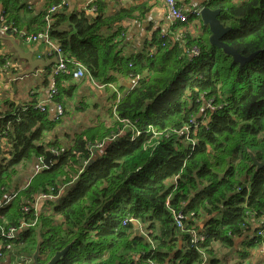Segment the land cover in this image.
Wrapping results in <instances>:
<instances>
[{"label":"trees","instance_id":"1","mask_svg":"<svg viewBox=\"0 0 264 264\" xmlns=\"http://www.w3.org/2000/svg\"><path fill=\"white\" fill-rule=\"evenodd\" d=\"M61 4L50 0L37 20L26 21L19 12L29 10L27 0H0L1 28L20 33L25 26L37 35L47 30L50 8L61 6L49 35L69 54L70 69L80 64L100 85L126 92H114L104 110L108 117L71 135L65 148L48 146L55 151L50 168L44 165L13 193L32 160L45 159L43 140L57 122L51 107L41 112L35 101L16 105L7 99L0 116L3 255L32 257L42 224L43 264L70 244L58 264H229L218 255L238 244L236 264H245L264 242L253 220L264 215V0L206 3L230 28L222 41L244 58L253 56L244 65L210 44L207 26L194 38L187 23L172 27L173 36L181 35L175 45L155 38L153 51L128 56L121 23L131 12L108 16L98 1L92 17L68 14ZM51 76L50 68L43 86ZM121 80L135 83L126 89ZM55 81L54 103L66 113V99L79 83L68 75ZM251 154L263 165L259 170ZM40 196L50 198L36 227L23 228L13 241L3 239L2 229L35 220L24 208ZM176 215L183 216V229ZM193 232L204 240L194 243Z\"/></svg>","mask_w":264,"mask_h":264},{"label":"crops","instance_id":"2","mask_svg":"<svg viewBox=\"0 0 264 264\" xmlns=\"http://www.w3.org/2000/svg\"><path fill=\"white\" fill-rule=\"evenodd\" d=\"M98 1L108 16L116 15L123 11L131 12V16L126 17L121 23V26L126 29L124 34V47L126 55L128 54V56L153 51L155 38L168 39V41L170 39L173 45H175L176 40H180L181 38V35L178 33H175L176 37L172 35L171 31L174 24H170L166 20L167 9L164 0H65V4L62 8L65 7L68 14L83 11L87 16L95 17L96 7L94 3ZM49 2L50 0H27V4L31 7H29L28 11L21 10L19 16H26V21L37 20V17L41 16L46 10ZM178 3L183 12L189 16L188 26L186 28L187 32L192 37L199 38L202 34V21L198 20L196 17L192 19V22H189V20L194 16V12L201 11V9L205 8L209 0H178ZM144 10L145 12L142 13ZM2 14L3 7L0 6V18ZM22 32H26L28 36L34 34L25 26L22 27ZM12 40L23 52L28 54L32 53L34 60L40 59L53 62L55 58L43 42H28L20 33H4L0 29V100L4 98L3 93H1L2 90L8 92L16 105H23L29 101H35L37 104L46 102L49 98L50 84L48 86L42 85L43 77L46 74V70L43 68L39 69L38 76L29 78L30 82L27 99L23 102L17 101V86L20 82H24L27 79L26 73L29 71L30 67L27 62L19 58ZM7 62H9L11 66L7 67ZM53 67L54 65L51 67V70ZM49 81L51 82V77ZM75 82L79 83V89L75 96H72L73 98L68 99L70 104H67L64 118L57 122L51 132L46 133L43 140L44 146L48 147L51 144L59 143L65 148L69 143L71 135L82 131L86 126L95 124L99 118L104 120L101 113L108 107L109 103L113 101H109V99L114 92L118 93V97L126 92V90L118 92L115 86L106 88L97 83L94 79ZM120 83L125 85L126 89H130L135 81L121 80ZM87 95L94 103L93 109L96 108L95 112H87L82 106L87 100ZM6 101L7 99L4 101L3 107L0 102V116L8 108L5 104ZM50 112L51 120L54 121L55 110L53 105L50 108ZM1 140L6 145V139L1 138ZM47 149L55 153L52 147H48ZM41 169L42 165L40 159L34 158L28 170L15 181L14 188L10 193H13L15 187L21 189L26 187ZM28 176L29 178L31 176V178L27 182V185H20L22 180ZM63 193L64 191H62L61 195ZM39 204L37 209L38 212H40L43 207L39 206ZM256 226L258 227V224L254 223V227ZM2 246L4 245L0 244V248ZM9 246L10 245H7L5 247L9 249ZM256 255L258 259L252 264H264V258L258 250L255 251L253 258H255ZM19 259H21V257H18L15 253L12 255L10 252H6L3 257L0 258V264H12ZM245 264L249 263L245 262Z\"/></svg>","mask_w":264,"mask_h":264},{"label":"built area","instance_id":"3","mask_svg":"<svg viewBox=\"0 0 264 264\" xmlns=\"http://www.w3.org/2000/svg\"><path fill=\"white\" fill-rule=\"evenodd\" d=\"M62 1V6L65 4V0H61ZM164 3L166 5V9H167V13H166V20L168 23L170 24H174L177 25L178 23L180 24H186L188 23V19L189 16L188 14L184 13L183 10L181 9L178 0H164ZM61 6L57 7V6H53L50 8V10L47 12V15L45 17V21L47 24V30H45L42 33H39L37 35H29L26 32H20L21 36L27 40L28 42H43L46 47L48 48V50L53 54V56L56 58V64L54 65L53 69H52V76H51V82H50V91H49V98L46 102L44 103H40L38 105V109L41 112H45L48 107H51L52 105L54 106V110H55V119L54 121L59 122L62 118H64L65 116V110L63 108L62 105L56 104L54 103V98L57 96L58 94V90L56 88V81L55 79L62 76V75H68V76H72L74 80L76 81H83L86 79H92L93 78L90 76L89 72L86 70V68L80 64H75L76 69L72 70L70 69V64H73V62L67 57V55L63 52L62 48L60 47V45L58 43H56L54 40H52L50 38L49 35V28H50V24L52 22V17L54 16V14H56V12H58V10L60 9ZM196 18L200 17V11L194 12L193 14ZM5 22V18L4 15L2 14L1 18H0V29L2 32L4 33H8V31L11 29L9 26H2L1 28V24H3ZM12 32H17L16 30L12 31ZM194 55L198 54V51L195 50L193 51ZM11 66V64L9 62H7V67ZM53 121V122H54ZM102 147V146H100ZM41 161V165L42 168L44 167V160L40 159ZM50 197L48 196H44L42 197V199H48ZM10 198H8L9 200ZM7 200V202H9ZM2 204V202L0 203ZM34 206H27L24 208V210L29 213ZM35 217L37 218L38 216L35 215ZM176 222H177V226L179 229H183V225H182V220L184 219L182 215H176ZM255 223L258 224V226L260 227L259 232L257 234V237H261L264 238V230L262 229L264 226V215L262 214V216L259 219H253ZM35 226V223L32 224H23L20 228H9L8 230H3L2 229V238L5 239L6 241H13L15 240L20 231L24 228V229H28L29 227H33ZM193 242L196 243L198 242V240L203 241L204 240V236L202 234H197V232H193ZM258 252L263 256L264 258V242L262 241L261 244L258 246ZM3 257V253L2 250L0 248V258ZM12 264H34L32 261V258H25V257H21V259L13 262Z\"/></svg>","mask_w":264,"mask_h":264},{"label":"water","instance_id":"4","mask_svg":"<svg viewBox=\"0 0 264 264\" xmlns=\"http://www.w3.org/2000/svg\"><path fill=\"white\" fill-rule=\"evenodd\" d=\"M221 11L218 10H212L208 7H205L201 9L200 11V18L202 21L203 26H207L209 28V31L211 33V36L209 38V42L212 46H215L219 49H222L227 55L232 56L234 58V61L237 63H240L241 65H244L245 63L249 62L253 56H249L247 58L242 57L238 54V52L230 47L229 45L225 44L222 40L223 37L230 31V28H225L220 21L218 20V17L220 15ZM13 44L14 41L12 40ZM19 58L29 65L30 69L26 73V77H33L38 76V72L40 68H43L44 70L50 69L53 65L56 64V58H54V61L47 62L46 60H34L32 53H25L23 52L16 44L14 45ZM13 101V98L11 99ZM18 104V103H17ZM55 155L54 152L51 150H46L45 159H44V165L46 169H49L52 162V157ZM251 158L253 161V166L256 167L257 170L263 167L261 163H259L255 156L251 154ZM43 229V225L40 224L38 228L36 229V237H37V246L34 254L32 255V260L34 264H43L39 261L40 252L42 245L44 243V239L41 235ZM71 248V244L64 248L61 251H58L53 258L45 263V264H58L62 258L68 253V251Z\"/></svg>","mask_w":264,"mask_h":264},{"label":"rangeland","instance_id":"5","mask_svg":"<svg viewBox=\"0 0 264 264\" xmlns=\"http://www.w3.org/2000/svg\"><path fill=\"white\" fill-rule=\"evenodd\" d=\"M29 78H31V77H27V79L24 82H20L18 84V86H17L18 89L16 91V95H17L16 98H18V100H17L18 102H23V101H25L27 99V96H28V86H29V82H30V79ZM1 93H3V95H4V98L0 100L1 106L3 107L4 106L3 105L4 101L6 99H11V97L8 94V92H5V91H2L1 90ZM86 97H87L86 102L84 104H82L83 108L86 109L87 112H95V109L96 108L93 109V105H94L93 101L88 97V95ZM66 100H67V103L70 104V102L68 101V99H66ZM101 114L104 117V119H106L108 117L107 114H106V112L104 110L102 111ZM87 127L88 126H86L85 128H87ZM1 147L2 148L5 147V143H3L2 140H1ZM30 178H31V176H30ZM30 178L28 176L27 178L23 179L22 180V183L20 185L26 186L27 185V182L29 181ZM42 197H44V196H40V197H36L35 198V200L33 202L34 204L32 205L34 207L30 211V212H33L38 217H39V212L37 211V209H38L39 202L41 200H43L39 204V206H41V207L46 203V201H45L46 199H42ZM12 198H13V196H11L9 200H11ZM57 199H55V200H57ZM38 217L37 218L35 217V220L32 222V223H35V226H33V227H36L37 222H38ZM37 228L38 227H36V229ZM241 249H242V247H240L239 244H238V248H236L234 250L233 249H224L222 251V253L220 252V254L218 255V257H220L221 260H223L224 258L228 257L229 258L228 261L230 262L229 264H236L238 262V260H239L238 254H237L236 250L240 251ZM236 255H237V257H236ZM254 255H255V253H254ZM254 255L252 254V256L250 257V259H248V261H246V262L249 263V264H252L255 260H257L258 259L257 255H256L255 258H253Z\"/></svg>","mask_w":264,"mask_h":264},{"label":"bare ground","instance_id":"6","mask_svg":"<svg viewBox=\"0 0 264 264\" xmlns=\"http://www.w3.org/2000/svg\"><path fill=\"white\" fill-rule=\"evenodd\" d=\"M65 52V51H64ZM67 55H69V54H67ZM196 57V56H195Z\"/></svg>","mask_w":264,"mask_h":264}]
</instances>
